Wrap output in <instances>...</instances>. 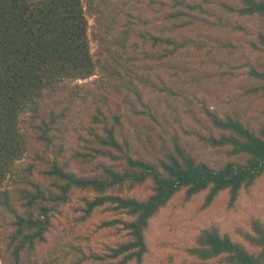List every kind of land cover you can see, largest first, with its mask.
Instances as JSON below:
<instances>
[{
    "label": "rangeland",
    "instance_id": "1",
    "mask_svg": "<svg viewBox=\"0 0 264 264\" xmlns=\"http://www.w3.org/2000/svg\"><path fill=\"white\" fill-rule=\"evenodd\" d=\"M90 1L82 0L95 73L84 80L66 81L57 93L46 91L42 102L57 112L70 106L67 118L59 123L55 149L64 147L71 169L76 172L79 166L70 157L84 145L82 138L100 152L89 149L94 159L84 168L88 175H99L103 167L121 169L125 165L120 151L112 147L101 151L90 135L92 129L107 137L105 124L93 121L98 110L109 117L124 151L148 163L159 165L165 160L172 153L174 137L197 162L213 168L244 161L245 157L230 153L231 147H213L206 140L221 135L207 112L231 116L262 137L264 82L249 76L248 64L264 70L259 38L264 15L235 12L243 6L240 0H95L92 7ZM153 38L163 42L154 45ZM115 63L124 67L122 72L133 85L126 78L109 75ZM72 92L74 102L69 104ZM46 113L43 108L42 114ZM112 114L121 116L118 125L111 120ZM22 117L28 120L30 115ZM29 148L21 163H27L35 150L33 142ZM151 191L148 182L127 195L144 199ZM206 196L202 192L187 201L180 193L151 219L143 264H189L194 259L187 249L202 230L212 227L250 252H259L244 234L253 232V220L264 225V173L253 186L240 191L233 206L227 191L209 206H205ZM94 197L92 192L77 190L66 205L58 207L47 241L39 248L41 264H77V258L65 260L62 245L74 253L78 248L86 256H108L110 248L128 240L122 225H106L127 220L126 214L104 206L88 215L86 202ZM0 264L7 263L0 259ZM84 264L112 261L89 259Z\"/></svg>",
    "mask_w": 264,
    "mask_h": 264
},
{
    "label": "trees",
    "instance_id": "2",
    "mask_svg": "<svg viewBox=\"0 0 264 264\" xmlns=\"http://www.w3.org/2000/svg\"><path fill=\"white\" fill-rule=\"evenodd\" d=\"M240 1L243 6L234 10L240 15H264V0ZM95 2L90 1L91 7ZM87 35L88 20L82 0H0V259L7 264H41L37 259L39 248L47 241L58 207L66 205L74 191L95 194L86 202L88 215L104 206L126 214L127 220L106 225H122L128 240L110 248L108 256H86L78 248H74V253L68 245H62L60 251L65 260L77 258V264H84L89 259L108 258L112 264H143L150 221L176 195L184 193L189 201L207 192L205 206H209L227 191L229 205L233 206L240 191L253 186L264 173V131L262 137L257 136L240 121L212 111L207 116L221 135L206 140L213 147H231L230 153L245 157L244 161L213 168L197 162L174 137L172 153L159 165L148 163L124 151L115 139L109 117L98 110L93 121L105 124L107 137L92 129L90 135L101 145V151L106 147L120 151L125 165L121 169L103 167L99 175H88L84 168L94 159L89 149L100 152L82 138L84 145L70 157L79 165L76 172L72 170L64 147L55 149L59 123L67 118L70 106L57 112L42 102L46 91L57 93L68 80L94 75L96 64ZM259 38L264 47V31L259 32ZM152 40L154 45L163 42L159 38ZM165 42L173 44L171 40ZM248 66L249 76L264 82V70ZM123 70L122 65L115 63L109 75L126 78L128 85H133ZM74 97L72 92L69 104ZM43 108L47 109L45 115ZM27 114L28 120L22 117ZM111 120L118 125L121 116L112 114ZM32 142L35 150L27 163H21ZM148 182L152 190L148 197L127 195ZM252 229L244 236L259 248L258 253L212 227L202 230L195 244L187 249L194 259L189 264H264V225L253 220Z\"/></svg>",
    "mask_w": 264,
    "mask_h": 264
}]
</instances>
